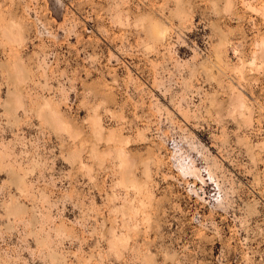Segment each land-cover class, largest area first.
<instances>
[{
	"label": "rangeland",
	"instance_id": "rangeland-1",
	"mask_svg": "<svg viewBox=\"0 0 264 264\" xmlns=\"http://www.w3.org/2000/svg\"><path fill=\"white\" fill-rule=\"evenodd\" d=\"M0 264H264V0H0Z\"/></svg>",
	"mask_w": 264,
	"mask_h": 264
},
{
	"label": "bare ground",
	"instance_id": "bare-ground-1",
	"mask_svg": "<svg viewBox=\"0 0 264 264\" xmlns=\"http://www.w3.org/2000/svg\"><path fill=\"white\" fill-rule=\"evenodd\" d=\"M154 31H155V33L153 32V30L151 31V33H153V34L155 35L157 32H156V30H154ZM158 34H159V33H158ZM240 103H241V102H240ZM239 105H240V104H239Z\"/></svg>",
	"mask_w": 264,
	"mask_h": 264
}]
</instances>
